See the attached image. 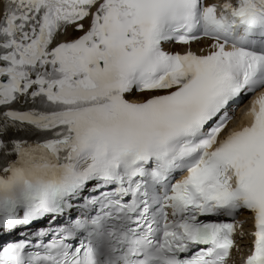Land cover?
Returning a JSON list of instances; mask_svg holds the SVG:
<instances>
[{
	"label": "snow or ice",
	"instance_id": "snow-or-ice-1",
	"mask_svg": "<svg viewBox=\"0 0 264 264\" xmlns=\"http://www.w3.org/2000/svg\"><path fill=\"white\" fill-rule=\"evenodd\" d=\"M245 241L264 264V0H0V264Z\"/></svg>",
	"mask_w": 264,
	"mask_h": 264
}]
</instances>
